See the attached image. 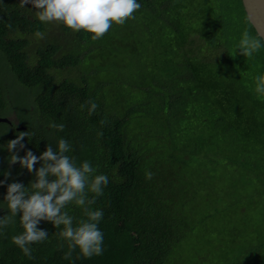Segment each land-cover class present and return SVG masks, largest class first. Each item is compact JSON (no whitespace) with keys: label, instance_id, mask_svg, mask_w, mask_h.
Masks as SVG:
<instances>
[{"label":"trees","instance_id":"1","mask_svg":"<svg viewBox=\"0 0 264 264\" xmlns=\"http://www.w3.org/2000/svg\"><path fill=\"white\" fill-rule=\"evenodd\" d=\"M186 1L137 0L141 8L135 19L113 24L96 40L57 22L67 36L63 45L31 47L30 36L45 31L37 9L22 7L21 0H0V117L13 115L18 123H0V181H5L0 217L11 215L4 200L8 185L27 187L37 180L35 171L9 164L15 152L21 158L28 151L40 157L49 145L56 151L63 138L77 166L90 161L94 175H106L109 181L90 206L104 213L98 225L104 234L102 255L85 258L77 248L65 259L68 242L58 235L63 226L40 221L37 227L49 236L30 245L34 258L29 259L13 243L23 232L18 213L15 224L0 228V264H186L198 253L184 246L196 243L207 254L211 249L221 254V239L228 245L232 235L220 227L229 225V216L233 225L241 222L235 215L250 198L236 194L240 182L233 184L236 178L229 170L252 173L249 151L264 150V95L255 91V77L264 75V48L251 58L239 54L241 36L221 9L224 0ZM236 1L246 28L257 36L241 0ZM192 19L200 27L188 26ZM130 62H137V68ZM88 101L98 104L91 115ZM51 123L64 124V130ZM21 132L29 133L21 141L25 147L10 153L7 143ZM213 166L218 171L214 202L206 196L202 203L197 195L213 179ZM257 167L262 168L255 167L254 178L260 180ZM93 195L89 192V198ZM65 210L74 225L86 219L75 204ZM251 216L260 225L253 230H260L254 211ZM211 231L217 233V243ZM240 255L243 264H264V243Z\"/></svg>","mask_w":264,"mask_h":264},{"label":"clouds","instance_id":"2","mask_svg":"<svg viewBox=\"0 0 264 264\" xmlns=\"http://www.w3.org/2000/svg\"><path fill=\"white\" fill-rule=\"evenodd\" d=\"M20 4L22 7L31 4L37 9L35 14L40 22H59L73 32L83 30L91 33L94 40L102 38L113 24L123 25L126 21L135 19L134 13L141 8L137 0H21ZM34 35L44 39L46 34L36 31ZM262 48L264 34L252 36L247 29L243 31L236 46L239 54L246 58L253 57ZM235 54L236 51L233 58ZM255 83L256 93L264 95V75H257ZM87 104L89 115L95 113L98 104L95 101H88ZM84 107L85 105H81V109ZM105 123L106 121H101L102 125ZM49 126L59 131H63L65 127L62 123H51ZM28 135V132L19 133L7 143V150L13 153L18 146L23 149L25 145L21 141ZM70 151L69 142L61 138L56 151L49 145L40 157L35 156L32 151H28L23 158L17 152L11 155L10 165L19 163L28 172L35 171L37 180L35 183L30 182L27 187L21 183L8 185L4 200L7 201L11 215L0 217V228L15 224L17 214L22 213L19 220L23 232L13 237V243L29 259L34 258L30 245L42 243L49 236L48 231L37 227L40 221H48L55 228L63 226L58 235L68 242L65 259H70L77 248L85 258L103 254L104 234L98 225L104 213L101 210H92L90 206L95 204L97 197L104 194L108 177L103 174L94 175L96 169L90 161L86 160L77 166L75 157L67 155ZM39 161L45 163L36 170L34 166ZM10 175L11 173H7L6 179ZM49 176L52 177L51 180L48 179ZM152 176L153 173H146L148 179ZM4 182L0 181V186ZM89 192L94 194L91 198ZM70 204L81 207L86 219H80L74 225V217L65 210Z\"/></svg>","mask_w":264,"mask_h":264},{"label":"rangeland","instance_id":"3","mask_svg":"<svg viewBox=\"0 0 264 264\" xmlns=\"http://www.w3.org/2000/svg\"><path fill=\"white\" fill-rule=\"evenodd\" d=\"M193 0H188L186 3L188 5L191 4ZM236 0H224L221 9H226L227 12L230 15V23L235 31H238L237 35L242 36V33L246 27V19L242 13L241 6L236 3ZM189 10V8H187ZM185 11V16L189 13V11ZM190 14V13H189ZM188 23V26H191L192 28L196 29L200 27L197 20L192 19ZM45 25V31L44 33L45 38L39 39L36 36H30L31 41V47H37L42 46L47 42H55L57 44L63 45L65 43V39H67V36L64 35L57 22H51V23H44ZM248 30V29H247ZM194 39V44H196V36L192 37ZM146 46V44H145ZM196 46V45H195ZM197 48V47H196ZM173 48H170L172 50ZM194 49V48H193ZM32 50V49H31ZM66 50V49H64ZM147 49H144L143 51L146 52ZM152 47L149 50V54H152ZM150 60H152V57H150ZM137 63V62H136ZM136 63L130 62V64H134L136 67ZM137 68V67H136ZM158 69V66L156 67ZM156 69V70H157ZM1 116V115H0ZM8 119L15 120V116L11 115L8 117ZM251 155L247 157V162L250 165V170H252V173L247 174L244 173V170L239 169L237 167H231L229 170V173L231 176L236 178V180L233 182V184H236L238 181L240 182V186H238L236 189H233L236 194L242 193L244 196L250 195L249 200L243 202L241 204V212H238L235 216L241 220L238 224H232L233 223V217L229 216L230 221L228 219L226 220L228 224H222L220 227L221 231L223 232H229L230 235H232V238H227V244L225 245L222 243L225 238L221 239V254H215V249L210 250V254H207V250L204 248H201L196 243H194V246H184L183 249L191 250L192 252H197V257L193 258L194 256H190L192 258H186L184 262L186 264H233V261L236 260L237 264H243L245 261L243 257H241L240 252L247 251L249 246H253L256 243H264V150L259 154L256 151H249ZM256 166H262V168H258L259 172H256L259 174L260 180H256L254 178V172ZM212 169V178H208L207 185L201 189L198 192L197 198L202 203H207L205 201L206 196L210 197L209 203L214 202L215 198V177L217 176V168L213 166ZM243 181L249 182V184H244ZM251 181V182H250ZM253 189V190H252ZM251 191L253 193H251ZM257 205L256 208L254 206ZM254 211L257 217L259 218V221L261 222L262 228L260 230H253L256 226L259 225V223H255L253 221V218L251 216L252 212ZM251 212V214H250ZM230 211H228V215H230ZM245 217V218H244ZM242 219L243 221L242 223ZM245 225L248 227L246 228V233L243 234V230L245 229ZM260 226V225H259ZM253 235H251V234ZM225 235H227L225 233ZM246 236L243 238V236ZM257 235V236H256ZM260 235V237L258 236ZM211 237L215 240V243H217V233L215 231H211ZM205 238V236H204ZM233 239V241H232ZM238 245H241L243 247L242 250L238 247ZM203 253V254H202Z\"/></svg>","mask_w":264,"mask_h":264},{"label":"water","instance_id":"4","mask_svg":"<svg viewBox=\"0 0 264 264\" xmlns=\"http://www.w3.org/2000/svg\"><path fill=\"white\" fill-rule=\"evenodd\" d=\"M244 13L247 17V21L253 28L255 33L264 34V0H241ZM0 123L11 124V120L8 118H1ZM18 123L15 122V125ZM23 129L22 127H17Z\"/></svg>","mask_w":264,"mask_h":264}]
</instances>
